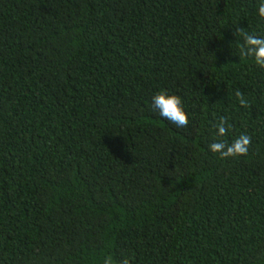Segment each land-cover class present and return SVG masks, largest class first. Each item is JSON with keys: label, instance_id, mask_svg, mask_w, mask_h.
I'll return each instance as SVG.
<instances>
[{"label": "trees", "instance_id": "trees-1", "mask_svg": "<svg viewBox=\"0 0 264 264\" xmlns=\"http://www.w3.org/2000/svg\"><path fill=\"white\" fill-rule=\"evenodd\" d=\"M259 2L0 0V264H264Z\"/></svg>", "mask_w": 264, "mask_h": 264}, {"label": "clouds", "instance_id": "clouds-1", "mask_svg": "<svg viewBox=\"0 0 264 264\" xmlns=\"http://www.w3.org/2000/svg\"><path fill=\"white\" fill-rule=\"evenodd\" d=\"M257 10L258 16L264 20V0H260ZM236 33L243 38V43L240 46V56L242 58H252L257 67L264 69V36L249 34L244 29H238ZM235 96L239 100L241 107H248V101L239 90L235 92ZM152 106L159 111L160 116L167 120L169 124L176 128L187 127L188 117L183 110L182 101L179 96L168 94L166 90H160L152 97ZM214 127L217 137H224L228 132L226 118L221 117ZM250 144V136L240 135L230 144L223 140H217V142L209 145V149L213 153H219L221 159H225L246 155ZM103 264H113L112 258H105ZM122 264H129V261L124 259Z\"/></svg>", "mask_w": 264, "mask_h": 264}]
</instances>
